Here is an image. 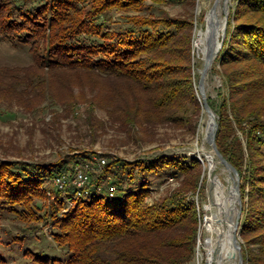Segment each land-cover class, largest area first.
I'll return each instance as SVG.
<instances>
[{
    "label": "trees",
    "instance_id": "16d2710c",
    "mask_svg": "<svg viewBox=\"0 0 264 264\" xmlns=\"http://www.w3.org/2000/svg\"><path fill=\"white\" fill-rule=\"evenodd\" d=\"M182 1L0 0V37L27 48L33 61L23 67L0 62V110L8 111L1 103L18 102L44 112L46 102L55 106L63 100L53 87L56 75H93L113 84L109 101L83 95L80 103L113 110L126 126L158 121L195 131L193 119L203 110L194 75L195 22L143 13L148 3ZM234 2L211 69L222 85L209 103L219 123V150L241 176L244 263L264 264V0ZM77 167L89 174L88 195L53 182L57 175L73 176ZM166 173L183 179V192L149 203V178ZM201 176L197 158L162 156L139 163L109 158L100 170L84 153L54 164L0 156V242L8 218L24 235L52 222L67 264H190L200 214L187 193L198 189ZM26 253L37 264L61 263L47 252ZM0 264H9L3 254Z\"/></svg>",
    "mask_w": 264,
    "mask_h": 264
},
{
    "label": "rangeland",
    "instance_id": "374dc122",
    "mask_svg": "<svg viewBox=\"0 0 264 264\" xmlns=\"http://www.w3.org/2000/svg\"><path fill=\"white\" fill-rule=\"evenodd\" d=\"M216 1L194 0L192 4L191 0H185L178 4L164 6L148 3L149 8L143 12L156 16L168 13L172 17H191L195 22L193 50L194 75L197 83H199L205 56L199 52L196 41L199 33L207 30V17ZM234 4V0H228L226 6L229 7V14ZM225 8L223 5L221 22L226 20ZM222 34L223 29L220 30L221 38ZM0 62L21 67L33 63L27 48H15L1 37ZM53 74L49 73L50 78ZM66 75L68 77H65ZM66 75L60 77L56 75L53 79L55 94L62 96L63 100L55 106L46 102L41 106H46L47 109L44 112L28 109L18 102L10 105L1 103L3 104L1 107L8 110H0V156L2 158L6 157L10 160L20 158L29 163L54 164L62 158L67 160L70 155L84 153L97 162L100 170L107 164L101 161L105 159L108 162L109 158L129 163H139L162 156L197 158L202 163V176L198 189L189 191L187 195L195 197V200L199 202L201 213L204 207L210 209V215H215L219 220L221 218L227 228L224 200L233 180L224 166L218 163V158L207 143L206 127L210 118L204 110L201 111L199 120L196 117L193 119L195 131H192V127L189 126L158 121L141 126L134 124L126 126L119 114L113 110L109 111L97 105L79 101L83 95L89 99L98 95L109 101L110 95L107 92L112 89L113 84L93 75L70 73ZM221 85V77L211 74L210 70L206 80L208 98L217 100ZM118 86L122 87V84ZM115 104H117L116 101L112 102V106ZM208 154H212L217 160L213 170L210 169L207 160ZM137 172L138 167L134 174L137 175ZM149 182L151 190L149 203L184 190L183 179L175 178L169 173L158 177L151 176ZM218 225L214 224L217 229L214 232L205 230L202 238L203 242L208 238L214 240L216 261L225 238V232L220 230ZM3 226L7 233H3V241L0 242V254L6 257L9 264H37L31 259V255L27 256L28 249L32 253L47 252L52 258L59 259L60 264H67L68 256L58 249L54 242L52 222L46 226L41 225L39 232L27 235L23 234L12 218L5 220ZM19 237L23 239L20 240ZM209 243L213 248V243L211 241ZM212 250L214 251V248ZM233 253L232 244L229 252L231 258ZM226 262L233 263L231 260ZM190 264H198V261L195 258Z\"/></svg>",
    "mask_w": 264,
    "mask_h": 264
},
{
    "label": "water",
    "instance_id": "95a60500",
    "mask_svg": "<svg viewBox=\"0 0 264 264\" xmlns=\"http://www.w3.org/2000/svg\"><path fill=\"white\" fill-rule=\"evenodd\" d=\"M218 1L219 0L216 1L212 10L216 9ZM227 2L228 0H226V3ZM225 10H226V20L224 22L222 38L220 37L219 41L218 40L216 41L215 32H213L207 39L208 53L205 55L204 66L201 71V75L198 83V92L201 97L203 110L208 114L209 118L213 120V124L206 135L207 143L211 146L215 156L218 158V163L224 166V168L229 172L230 178L233 180L234 183V192L237 196L238 210L236 212H230L228 214L226 213V221L230 222L232 220L233 222L232 242L234 245V253L232 254V259L237 258L238 264H245L242 254V244L239 238L240 221L243 213V202L241 198V176L239 171L222 155V153L219 150L217 144V133L219 129V123H218L217 115L213 111L209 103V98L206 90L207 76L221 48L223 47V42L226 38V30L229 19V7L226 6Z\"/></svg>",
    "mask_w": 264,
    "mask_h": 264
},
{
    "label": "built area",
    "instance_id": "2783aa9c",
    "mask_svg": "<svg viewBox=\"0 0 264 264\" xmlns=\"http://www.w3.org/2000/svg\"><path fill=\"white\" fill-rule=\"evenodd\" d=\"M103 164H106L107 161L103 159L101 161ZM54 184L61 190H67L69 187H74L79 196H84L88 195L90 190L88 189V185L90 184V177L87 171L84 168L77 167L76 170L74 171V175L71 176L69 174H62V175H57L53 179ZM111 195L113 196L114 193L116 192V187H112L110 189ZM197 202V208L200 214V226H199V232H198V238H197V247H196V254L195 258L198 261V264H218V259L217 261L215 260V254H216V248H215V243L212 238L206 239L204 242L202 240L203 238V232L205 230L214 232L217 230L214 227V224H217L218 222V227L221 229V226L225 228V223L223 220L217 219L215 215H210V209L208 208H203V212L201 213V208L199 205V202ZM69 207L72 206V202L68 201ZM228 225V224H227ZM218 228V229H219ZM222 231H225L224 229H221ZM209 241L213 243V248L214 251L211 252L209 250L208 244ZM220 256V254H219Z\"/></svg>",
    "mask_w": 264,
    "mask_h": 264
},
{
    "label": "bare ground",
    "instance_id": "6f19581e",
    "mask_svg": "<svg viewBox=\"0 0 264 264\" xmlns=\"http://www.w3.org/2000/svg\"><path fill=\"white\" fill-rule=\"evenodd\" d=\"M226 4H227L226 0H219L218 1L216 9L210 11V13L208 14V17H207V25H208L207 26V30L205 32H200L199 33L198 39L196 41V46H197L199 52L202 53L204 56L208 53V47H207V39H208V37L213 32H215V40L219 41V39H220V30L224 28V22L220 21V16H221V12H222V9H223V5L226 7ZM212 124H213V120L210 118L209 121H208L207 127H206V135H207V132L210 130ZM207 160H208V162L210 164V169L213 170L216 167V161L217 160H215V157L212 154H208L207 155ZM224 201H225V212L227 214L230 213V212H236L238 210L237 196H236V194L234 192V183L232 184L231 188L228 190V193H227ZM227 223H228L227 228L226 227L224 228L223 226H221V229L225 230L224 231L225 232V238L223 239V242H222V245H221V252H220L219 259H218V264H227V262H226L227 260H231L233 262L232 264H238V259L237 258H233L232 259L229 256L231 245L233 244V242H232L233 222L231 220L230 222H227ZM208 247H209V250L212 252L213 248L211 247L210 243H209ZM233 247H234V245H233Z\"/></svg>",
    "mask_w": 264,
    "mask_h": 264
}]
</instances>
